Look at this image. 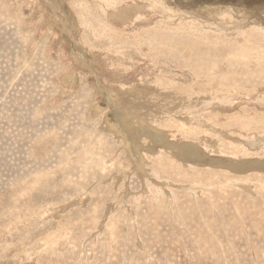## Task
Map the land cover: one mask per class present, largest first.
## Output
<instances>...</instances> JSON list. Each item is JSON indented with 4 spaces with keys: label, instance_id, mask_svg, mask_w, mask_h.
Here are the masks:
<instances>
[{
    "label": "rangeland",
    "instance_id": "obj_1",
    "mask_svg": "<svg viewBox=\"0 0 264 264\" xmlns=\"http://www.w3.org/2000/svg\"><path fill=\"white\" fill-rule=\"evenodd\" d=\"M0 264H264V0H0Z\"/></svg>",
    "mask_w": 264,
    "mask_h": 264
},
{
    "label": "bare ground",
    "instance_id": "obj_2",
    "mask_svg": "<svg viewBox=\"0 0 264 264\" xmlns=\"http://www.w3.org/2000/svg\"><path fill=\"white\" fill-rule=\"evenodd\" d=\"M118 111L119 110H116V113H118ZM127 120H128V118H126ZM127 120H125L127 123H128V121ZM130 127H127L126 128V130H123V132H124V134H128V136H132V134H130L129 133V131H130V129H129ZM128 129H129V131H128ZM142 132V131H141ZM143 134V133H142ZM156 137V139L157 140H160V141H162V142H164L163 140H162V137H161V135H160V133H157L155 136H154V138ZM127 141L128 142H130V139L128 140L127 139ZM170 144V143H169ZM168 144V145H169ZM170 148H171V150H174V149H172V146H170ZM169 147H168V150L170 149ZM175 151V150H174ZM173 151V152H174ZM175 153V152H174ZM131 158H135L136 159V162H137V167L140 169V167H142L141 166V163H140V158H142V155L141 156H139V157H136V155L135 154H133V156L131 157ZM139 165H140V167H139ZM141 170V169H140ZM142 171V170H141ZM143 172V171H142ZM144 173V172H143Z\"/></svg>",
    "mask_w": 264,
    "mask_h": 264
}]
</instances>
